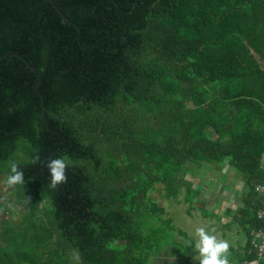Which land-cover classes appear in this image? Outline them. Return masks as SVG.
<instances>
[{"label":"trees","instance_id":"1","mask_svg":"<svg viewBox=\"0 0 264 264\" xmlns=\"http://www.w3.org/2000/svg\"><path fill=\"white\" fill-rule=\"evenodd\" d=\"M53 2L72 24L48 0H0V181L15 154L24 173L0 191L21 205L18 222L0 219V264H199L149 194L161 185L166 200L184 190L191 202L199 188L183 178L211 161L245 175L222 225L245 240L225 259H253L251 232L264 226V0ZM36 154L66 157V181L50 188Z\"/></svg>","mask_w":264,"mask_h":264},{"label":"rangeland","instance_id":"2","mask_svg":"<svg viewBox=\"0 0 264 264\" xmlns=\"http://www.w3.org/2000/svg\"><path fill=\"white\" fill-rule=\"evenodd\" d=\"M21 155H14L6 163L4 169L8 170L12 163L21 161ZM199 169L191 168L197 175H185L183 178L189 182L190 189L194 191L199 188L198 194L193 197L191 202H184V190L179 195V202L175 203L170 199L166 200L162 195L163 190L161 185L155 186V189L150 192L149 198L158 206L163 207L165 216L172 220V225L185 232L193 242H195V228L204 227L210 234L217 236L218 239H223L228 242L232 253L225 256L230 263L235 262L241 252V247L244 244V235L238 230L236 225H228L223 227V224L231 221L233 209L239 206L240 190L244 182L245 175L242 172L228 167L226 164L221 165L217 162H203ZM263 173V172H262ZM2 177L7 178L8 172H4ZM6 181H0V191L5 190ZM235 193V194H234ZM233 195L235 197L233 198ZM0 200V204L7 205L9 213L7 215L0 214V219L6 220L12 225L21 218V205L19 202L7 199ZM197 200V201H195ZM227 209L229 213L223 212ZM225 211V210H224ZM159 263L149 260L147 264H174V257H167L164 260L157 259ZM199 256H196L194 263H197Z\"/></svg>","mask_w":264,"mask_h":264},{"label":"clouds","instance_id":"3","mask_svg":"<svg viewBox=\"0 0 264 264\" xmlns=\"http://www.w3.org/2000/svg\"><path fill=\"white\" fill-rule=\"evenodd\" d=\"M67 158L57 156L52 159H43L38 154L33 155L31 162H40L46 169L49 178V187L55 189L63 184L67 177L65 171L67 168ZM8 185L24 183V173L15 164L12 163L9 168V175L6 178ZM204 227L195 228L194 249L199 254V264H227L225 256L229 248L227 241L218 239L217 236L210 234Z\"/></svg>","mask_w":264,"mask_h":264},{"label":"built area","instance_id":"4","mask_svg":"<svg viewBox=\"0 0 264 264\" xmlns=\"http://www.w3.org/2000/svg\"><path fill=\"white\" fill-rule=\"evenodd\" d=\"M256 191L264 193V188L257 186ZM256 216L264 222V204L263 207L257 210ZM250 244L255 257L251 260L241 262L240 264H264V226L261 230L251 232ZM227 264H230L227 261Z\"/></svg>","mask_w":264,"mask_h":264},{"label":"water","instance_id":"5","mask_svg":"<svg viewBox=\"0 0 264 264\" xmlns=\"http://www.w3.org/2000/svg\"><path fill=\"white\" fill-rule=\"evenodd\" d=\"M48 2L51 4V6L53 7V9L57 12V14L64 20V21H66V22H68L69 24H72L70 21H68L62 14H61V12L55 7V5H54V2H53V0H48ZM4 56H6V55H0V59L2 58V57H4ZM18 57L22 60V57L21 56H19L18 55ZM260 64H262V65H264V62H259ZM30 69L34 72V69L32 68V67H30ZM229 254V252H228V250H227V254H226V256Z\"/></svg>","mask_w":264,"mask_h":264},{"label":"crops","instance_id":"6","mask_svg":"<svg viewBox=\"0 0 264 264\" xmlns=\"http://www.w3.org/2000/svg\"><path fill=\"white\" fill-rule=\"evenodd\" d=\"M242 186H243V184H242ZM242 186L239 188L240 192L242 191ZM234 194H235V193H234ZM234 197H235V195H233V198H234ZM238 200H239V199H238ZM239 202H240V200H239ZM224 210H226V209H224ZM224 210H223V212H225Z\"/></svg>","mask_w":264,"mask_h":264}]
</instances>
